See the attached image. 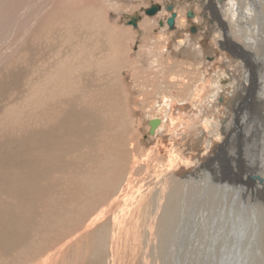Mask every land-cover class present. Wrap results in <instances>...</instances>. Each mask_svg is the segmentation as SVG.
<instances>
[{
	"label": "rangeland",
	"instance_id": "rangeland-1",
	"mask_svg": "<svg viewBox=\"0 0 264 264\" xmlns=\"http://www.w3.org/2000/svg\"><path fill=\"white\" fill-rule=\"evenodd\" d=\"M79 1L69 3L65 31L56 16L50 26L39 23L0 63V264H264L263 173V197L252 199L245 192L233 197L240 198L237 206H227L234 216L245 206L251 210L255 224L250 226L233 216H199L217 211V203L207 195L203 198V190L190 205L186 201L189 206L171 205L170 211H178V216L162 231L165 234L151 227L149 217L136 204L127 215L119 201L127 202L126 191L136 190L127 187L128 180L132 186L134 178L140 183L148 174L163 172L168 157L175 153L176 157L192 155L193 165H188L182 179L197 181L199 174L210 172L216 183L221 174L215 173L222 172V180L230 185L245 181V187L256 188L251 172L256 162L253 155L261 152L264 106L253 98L264 74V54L248 48L232 31L231 38L222 34L215 39L202 28L206 38L199 36L198 46L208 52L204 61L212 63L219 57V62L195 67L192 62L203 55L193 46L174 50L175 38L169 42L154 37L163 31L159 21L165 10L150 15L156 18L149 31L140 29L141 22L128 24L126 14L147 16L140 9L154 0ZM135 3L139 5L127 8ZM179 3V9L202 10L200 0ZM94 9L100 26L88 17ZM201 17L198 13L178 25L187 28V22L195 25ZM185 34L192 41L200 33L186 29ZM217 41L223 44L222 49L218 47L230 64L213 52ZM213 69L226 70L228 75L219 83H232L233 88L241 81L236 80L238 74L245 80L240 71L245 70L247 91L238 89L241 94L233 98L217 91L214 98L219 97L212 104L208 92L197 101L193 88L217 84L206 73H215ZM225 88L223 92H229ZM164 97L174 99L176 106L162 103ZM157 117L163 119L164 127L151 136L147 122ZM171 118H176L177 128L169 133ZM206 121L207 129L202 127ZM29 146L37 151L34 165L27 161Z\"/></svg>",
	"mask_w": 264,
	"mask_h": 264
},
{
	"label": "bare ground",
	"instance_id": "bare-ground-1",
	"mask_svg": "<svg viewBox=\"0 0 264 264\" xmlns=\"http://www.w3.org/2000/svg\"><path fill=\"white\" fill-rule=\"evenodd\" d=\"M70 1L71 0H0V63L5 57H7L9 54L13 53L15 48L18 45L23 44V42L26 41L27 37H30L32 35L31 34L32 30L39 23L45 24L46 27L50 26V24L53 22V17L56 16V18H57L56 21L60 22L63 31H65V27H67L68 20H69V10L68 9H69ZM141 1L142 0H137L136 2H141ZM165 1H167V0H164V2ZM177 1L178 2H175L176 5L174 6V9H173L174 11L176 10L175 11L176 12L175 13V17H176V14H177V17L175 18V20L178 22V24H182L183 25V23H185V16L184 15H185L186 7L182 8V9H179L180 8L179 5H181V4L179 3V0H177ZM217 1H220L219 5L216 3V0H214V1L213 0H209V3L211 4L210 11L212 10V15L213 16L216 15V17H214V18L211 17V19H210L211 22L209 21L208 18L204 19L203 16L201 18H198L197 20H195V21H197V31L200 34H198L196 36L194 35L195 38L193 37L192 41H191V38H189L190 36L188 34H185V32H186L185 29L182 32L179 31L180 33H178L177 35H174V32H177L178 29L174 28L172 30L169 27L168 22H167V25H168L169 29L172 30V31L168 32V30L166 29L165 25H163V28H162L163 31H160L159 33L154 35V37L155 38L159 37V38H162L163 40H168L169 39V42H170L171 38H173V39L175 38L177 41L173 45L174 50L179 49L183 45L184 46L186 45V46H189V47L193 46L194 47L193 51L197 50V51H199L198 53L203 55V58L201 60H199L197 62H194V63L192 62V64L195 65V67H199V65H200V66H206L208 68V67L212 66V64H213V66H216L218 64V62H219V57L218 58L214 57L212 63H207V62L204 61V54L208 53V52L202 50L198 46L199 43H200L199 41H201L200 38H202V37L206 38L205 34L201 31L202 28H203V30L205 28H208V32L211 33L214 36V38L215 37L216 38L217 37H222V34H227V37L229 36V38H231V34L232 33L234 35L236 34L235 35L236 37L238 36L239 39H243L244 40L243 43L248 48L257 49V50L261 51L260 53L264 54V0H217ZM213 2H215L216 4H213ZM204 4H203V6H204ZM138 5L139 4L135 3V4L130 5L127 8H129V9L130 8H134V7L138 6ZM184 6H186V5H184ZM124 7H125V5H124ZM146 7L147 6L142 7L140 9V11L141 12H145L144 14L147 15V16H144L143 14L137 13V12L135 14H126L125 16L128 19V24L130 25L131 21H134L136 24L141 22L140 23V29L145 30V31L151 30V28H152L151 26L155 23L154 19L156 17H150V15L146 13L147 10L144 11ZM161 8H162L161 12H163L164 10L167 11V13H164L165 11L163 12V16L167 17L168 13L170 12V9H166L163 6H161ZM193 8H195V6H193ZM194 11L196 12V14L201 13L200 10L198 11V9H196V8H195ZM142 15H143V17H141ZM148 15H149V17H148ZM170 16H171V14H170ZM205 16H207V15H205ZM88 17L91 18V21H93L92 23L94 25H99V26L101 25V23L99 22V20H100L99 19V14H97V11H95V9L91 13H89ZM168 18H167V20H168ZM82 19H83V17H82ZM206 19H208V20H206ZM213 19H216V21L214 22ZM208 22H210L211 25H209ZM174 24H175V21H174ZM99 26H97V28H99ZM133 26H136V25H133ZM216 26H218L221 30H218L216 28ZM183 27H185V26H182V27H179V28H183ZM126 30L130 32V29H128V28H126ZM231 31H232V33H231ZM195 33L197 34V32H195ZM109 34L112 35L115 38V33L114 32L110 31ZM110 35H109V37H110ZM199 36H202V37L199 38ZM118 41H119V39H117V45H119V43H120ZM160 42L162 43V41H160ZM5 43H6V45L4 46ZM216 44L217 45H215L213 47L214 48L213 52L218 54L219 56H221L223 60H226L227 65L230 64L227 61V59L225 58L224 54H222L220 49H219V47L221 48L223 46V44L221 42H219V41H217ZM234 44H236V43H234ZM117 45H116V47L118 48ZM5 47H7V48L3 50V48H5ZM245 47H243V48H245ZM160 48L161 47L159 46V49ZM160 50H162V49H160ZM189 51H190V49H189ZM243 51H247V49L243 50ZM243 51H242L243 55L244 54L245 55L248 54L247 53L248 51L247 52H243ZM118 53L120 54V52H118ZM238 57H239V55H238ZM190 62L191 61H188V62H184L183 61V63H188V64H190ZM236 62H239V61H236ZM177 65L178 64H175V66H177ZM252 65H253V63H252ZM187 68L185 66L184 69L186 70ZM228 69H230V68H228ZM256 69H257V67H256ZM181 70H182V67H181ZM190 70H191V68H190ZM213 70L215 71V73L212 70H209V72L207 71L206 73H211V77H213V79H214L213 81L212 80L211 81L213 83H217V84L209 83V85L211 86L210 88H207V87H197L198 89L196 87L193 88V91H194L193 92V98L196 97L195 99L197 101L200 102L201 99L203 98V96L205 94H207L208 92L212 93L211 96H207V97H210V98H208L209 99L208 103L212 104L219 97V96H216V98H214V96L217 94V91L219 93H221V92L224 93V97L228 96L227 98L235 97L238 94L237 91L240 92V90H238V89H245V91H247V79H246V77H247L248 73H244L245 70H240L244 74V76L246 75L244 81H242V75L241 76H240V74L237 75L238 78L236 77V80H240V78H241V81L239 83V86H237V87L235 86L236 88H233V84L232 83L227 84L228 83L227 82V83H224L223 85L219 83L221 78L224 79V77H226V75H228L226 70L222 71L221 73L217 72L215 69H213ZM195 71H197V70H195ZM258 71H261V70H259V68H258ZM234 74H235V72H234ZM191 76H192V74H191ZM209 76L210 75H208V77ZM262 76L260 78V80H261L260 85L257 83L258 85L256 87L257 88L256 90H258V94L256 95L257 97L255 96V98H253V99L255 100L256 103L262 104L264 106V77H262ZM191 79H192V77H191ZM236 80H235V83H236ZM203 81L204 80L202 78H200V83L203 82ZM188 82H189V79H188ZM225 85L228 87L227 90H229V92H227V93L223 92L226 89ZM178 95H177V98H178ZM189 97H190V95H189ZM204 98H206V97H204ZM204 100H202V101H204ZM161 102L165 103L167 106H176L175 103H177L174 99L166 98V97L162 98ZM199 102H198V104H199ZM192 106L194 107L195 105L193 104ZM202 106H205V105H202ZM161 109H162V107H161ZM168 117H170V116H168ZM207 117H209V116H207ZM152 119H158L159 120V123L156 125V127L154 128V132H153V134H155V136H156V135H158V130H160V129L162 130L163 129V127H164L163 122L164 121L160 117L152 118ZM152 119H150V120H152ZM174 119H176V118H174ZM174 119L171 118L169 120V124H168L169 125V129H170L169 133L171 131L172 132L176 131L177 120H174ZM150 120L147 122V124L149 126L148 129H150V124H149ZM182 121H183V118H182ZM208 122L209 121H206L204 124H202V127L207 129ZM168 125H166V126H168ZM148 134H149V130H148ZM153 134H151V136ZM262 134H263V136H262L263 140H262V143H261L262 146L260 147L261 152L258 155H253L254 157L252 156L253 159L256 158L255 159L256 162L254 161L255 162V166H254L255 170L251 172V173H253L252 176L250 175L251 178L256 177L254 179V180H257L254 183L255 186H256L255 189H249V188L245 187L243 185V182L245 183V181H243V182L241 181V183H239L237 186L230 185L227 181H223L222 180V176H224V174L222 172H220V173L216 172L215 173L217 176H220V174H221V178L219 180H217L216 183L211 180V179H214V178L211 177V175L209 174L210 172H205V173L199 174L200 175V177H199L200 179H198L197 181H193L192 179H186V180L182 179V177L184 175L183 173H185L184 171L187 168L189 169L188 165L189 164L193 165L192 163H190L191 159H192L190 157L192 155L188 154L189 156L187 155L186 157H176L178 155L177 153H175L176 155H170L169 152H168V154L170 156L168 157V160L165 162L166 165H164L165 168H164L163 172L161 171L160 173L155 174V175H149V174L146 175V177H144V178H142L140 180L141 185H138L139 182L137 183V179L134 178V180L131 181V182H133V185L131 186V183L128 180L127 187L132 188V189L135 188L136 189L135 190L136 193L134 192L133 194H130L133 190L131 192H129V193L126 191L127 195L125 194V196L128 199V201L125 202V199H123V200L120 199L119 200L120 202H123L121 210H123V212L127 211L126 214L128 215L130 213V211H132V208L134 207V205L136 204L135 206L139 207L138 211L139 212L142 211L143 213L145 212L144 214H146L149 217V224L153 225L151 227L157 229L156 230L157 233L159 232L160 234H165L166 232H162V231L165 230L166 228H168L170 223L173 221V219L176 216H178V211L177 212H176V210L170 211L171 210V205L174 204L176 206V204H178L179 206L183 205V207H185V206L188 205L186 203V201H189V205H190L193 202V200H194L193 198H194L195 195H197L198 193H202L203 191H206V193H203V198L206 197V195H207L209 197V198L207 197L208 199L213 201V203H217L216 204L217 211L212 212V213H215V214L209 213L208 211L200 212L199 216H201L202 218H207V216H216V215L229 216V217L233 216L235 218H238L241 222L242 221L246 222V224L248 226H250L251 223L255 224V220H253L254 219V215L251 213L252 211L249 210L246 206H245L244 210L241 211L237 216H234L232 214V210L229 212V207H227V206H230V205H232L231 207L237 206V204H239V202H240V198L236 200V199H233V197H237V198L241 197V196H243L245 194V192H247L246 196H248L250 198L253 197L252 199H254V197L255 198L263 197V196H261V194H263V192H262V188L260 187L261 186L260 183L263 182L262 178L260 177L261 176L260 173L264 174V149H263V146H264V133H262ZM208 145H210V144H208ZM209 148L210 147H208V149ZM26 152H27V156H28V160H27L28 163H30L31 165H34V163L36 162L35 159L37 157L36 148H34L32 146H29V148H27ZM44 153H45V150H44ZM149 156H146V157H149ZM158 156H159V154H158ZM17 157H18V159H20V158L22 159V156L17 155ZM195 157H197L198 160H199V157L197 155H195ZM148 159H150V158H148ZM27 161H26V164H27ZM154 161H157L159 166L160 165L163 166L164 162L161 159L159 160V158L158 159L155 158ZM195 162L196 161H194L193 163H195ZM191 165H190V167H191ZM2 166H3V156H0V182H1L2 174H3ZM133 166L135 167V165H133ZM172 167H175L176 169H173ZM137 169L139 171L141 169V165L138 164ZM160 169H162V167ZM140 172H141V170H140ZM140 172H138V173H140ZM159 175L161 177H158ZM226 176H228V175H226ZM257 177H259L261 179V181ZM127 178H129V177L127 176ZM127 178H125V180ZM144 179H146V182L143 181ZM204 189H206V190H204ZM139 192H141V193H139ZM143 192H146V193H143ZM134 194H136V195H134ZM185 194L188 196L187 197L188 200H185ZM226 196L230 197V198H232L233 200H236V201L233 202V200H231V202H230L228 199L224 198ZM135 197H137L136 200H135ZM117 200H118V197H115V201H117ZM246 200H249V199L245 198V201ZM200 203H201V201H200ZM117 204H118V202H117ZM223 204H224V206H223ZM263 213H264V211H263ZM122 216H123V214H122ZM239 224H241V223H239ZM253 227H255V225ZM263 229H264V227H263ZM151 233H152V231H151ZM160 241L161 242L163 241V239L161 237H160Z\"/></svg>",
	"mask_w": 264,
	"mask_h": 264
},
{
	"label": "flooded vegetation",
	"instance_id": "flooded-vegetation-1",
	"mask_svg": "<svg viewBox=\"0 0 264 264\" xmlns=\"http://www.w3.org/2000/svg\"><path fill=\"white\" fill-rule=\"evenodd\" d=\"M203 4H204V6H203V4H202V10H200V14H201V16H203L204 17V19L205 18H208L209 19V21L211 22V17H213V15H212V10L210 11V6H211V4L209 3V0H200ZM206 1V2H205ZM175 2H178L177 0L175 1ZM176 5V3L174 4V0H167V1H165L164 2V0H162V1H155L154 0V2L151 4V5H149V6H147L146 8H145V10L144 11H146V10H149L151 7H155V9H156V13L155 14H153V15H156V14H158L159 13V11H161V6H163V7H165L166 9H170V12H169V15L171 14V12H175L173 9H174V6ZM172 9V10H171ZM207 9V10H206ZM209 11V12H208ZM145 13V12H144ZM176 13V12H175ZM205 13V14H204ZM169 15L167 16V17H164V18H162L160 21H159V24L161 25V26H163V25H165V27H166V29H168L169 30V32H171L174 28H177L178 29V31L177 32H174V35H177L178 33H180L179 31H183L184 29L186 30V29H188L189 30V32H191V33H195V32H197V21L195 22V25H191V24H189L188 22H187V24H186V26H187V28H179L178 26V23H177V21L175 20V24H174V28L172 29V30H170L169 28H168V25H167V18L169 17ZM205 15H207V16H205ZM185 18H187V21H190V20H192L193 18H195V16H196V12L193 10V9H187L186 10V12H185ZM176 17H177V14H176ZM175 17V18H176ZM165 19V20H164ZM208 19H206V20H208ZM210 22H208L209 23V25H211V23ZM201 25V24H200ZM207 29V31H205ZM203 32H208V28H205L204 29V31ZM205 34V33H204ZM238 92V91H237ZM239 94H241L240 92H238V94L236 95V96H238Z\"/></svg>",
	"mask_w": 264,
	"mask_h": 264
},
{
	"label": "water",
	"instance_id": "water-1",
	"mask_svg": "<svg viewBox=\"0 0 264 264\" xmlns=\"http://www.w3.org/2000/svg\"><path fill=\"white\" fill-rule=\"evenodd\" d=\"M147 14L152 15L156 13L155 7H151L149 10L146 11ZM174 21H175V12H171V16L168 18L167 22L168 25L171 29L174 28ZM132 25H136V23L134 21H131ZM159 123L158 119H152L150 120L149 124H150V129H149V134H153L154 132V128L156 127V125ZM256 177H253V179H255ZM260 181L261 179L259 177H257Z\"/></svg>",
	"mask_w": 264,
	"mask_h": 264
}]
</instances>
